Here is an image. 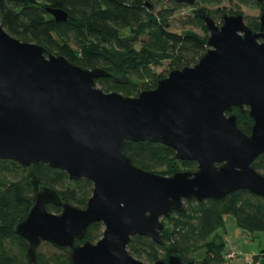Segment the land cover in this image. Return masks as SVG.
<instances>
[{
    "label": "water",
    "instance_id": "obj_1",
    "mask_svg": "<svg viewBox=\"0 0 264 264\" xmlns=\"http://www.w3.org/2000/svg\"><path fill=\"white\" fill-rule=\"evenodd\" d=\"M47 10L56 22L69 19L63 8ZM202 19L209 47L200 60L136 96L104 91L97 79L115 77L106 68L47 54L0 23V159L48 164L71 181L93 183L85 208L52 187L40 188L15 227L28 242L30 264H38L43 242L66 251L69 264H197L179 254L145 262L128 245L135 235L162 244V219L183 211L187 199H220L237 190L264 197V174L254 166L264 153V8L257 31L241 12L225 14L222 24L208 14ZM234 107L249 109L250 134L236 114H227ZM146 140L171 147L178 160L198 168L163 175L137 166L125 144ZM95 222L104 225L102 237L78 242Z\"/></svg>",
    "mask_w": 264,
    "mask_h": 264
},
{
    "label": "trees",
    "instance_id": "obj_2",
    "mask_svg": "<svg viewBox=\"0 0 264 264\" xmlns=\"http://www.w3.org/2000/svg\"><path fill=\"white\" fill-rule=\"evenodd\" d=\"M222 1L196 0L188 6L172 0L155 11L153 3L145 0H1L0 23L20 40L42 45L47 54H63L83 68H106L115 77L97 79L104 91L136 96L156 87L159 79L166 76L157 73L155 67L167 61L169 73L200 60L209 47L202 14L223 22L225 9H212ZM239 2L264 7L258 0ZM48 7L68 11V21L56 22ZM185 7H193L192 14L182 21L181 32L171 31L172 17ZM246 20L250 28L259 30V17ZM187 25L203 29V34ZM227 114H236L238 126L251 133L254 121L247 107H234ZM124 151L137 166L163 175L198 168L196 162L178 160L171 147L157 142L127 141ZM254 166L264 174V153ZM42 186L56 189L64 201L80 208L87 206L93 192L91 180L71 181L65 171L48 164L23 166L0 159V264H30L28 242L16 233L15 227L25 218ZM47 208L62 211L54 204H47ZM227 214L234 215L238 226L248 234L264 231V197L237 190L220 199L185 200L183 211H174L162 219V244L135 235L128 250L150 263L179 254L184 261L193 259L197 264H228L227 244L218 231ZM103 231V223L95 222L78 242H97ZM37 261L69 264L66 251L58 248L50 254L37 251ZM252 264H264V248L253 255Z\"/></svg>",
    "mask_w": 264,
    "mask_h": 264
},
{
    "label": "rangeland",
    "instance_id": "obj_3",
    "mask_svg": "<svg viewBox=\"0 0 264 264\" xmlns=\"http://www.w3.org/2000/svg\"><path fill=\"white\" fill-rule=\"evenodd\" d=\"M153 3L154 10L158 11L163 6L170 5L172 0H145ZM218 7L225 9L224 14H234L241 12L245 17H259L262 9L260 7H248L240 3L239 0H223L218 6H213L212 9L216 10ZM193 7H185L179 12L175 13L172 17L173 27L171 31L181 32L183 26L182 21L186 16L192 14ZM218 16V15H217ZM217 23L222 24L220 18H217ZM187 28H193L197 32L203 34V29L187 25ZM168 63L164 62L162 65L155 67L157 73H165L168 75ZM100 87V85L97 83ZM218 231L223 236L226 242V251L229 253L231 250H235L237 255L234 257H226L228 264H252L253 255L258 254L264 248V231H256L255 233L248 234L244 232L236 221V218L232 214L225 215L224 225L221 226ZM47 242H43L38 251L46 254H50L54 248L52 244L48 245ZM57 249V248H56ZM200 256V255H198ZM138 258V257H137ZM140 259V258H138ZM140 260L148 262L146 259Z\"/></svg>",
    "mask_w": 264,
    "mask_h": 264
},
{
    "label": "built area",
    "instance_id": "obj_4",
    "mask_svg": "<svg viewBox=\"0 0 264 264\" xmlns=\"http://www.w3.org/2000/svg\"><path fill=\"white\" fill-rule=\"evenodd\" d=\"M237 255V252L235 250L229 251V253L226 254V257H234Z\"/></svg>",
    "mask_w": 264,
    "mask_h": 264
},
{
    "label": "flooded vegetation",
    "instance_id": "obj_5",
    "mask_svg": "<svg viewBox=\"0 0 264 264\" xmlns=\"http://www.w3.org/2000/svg\"><path fill=\"white\" fill-rule=\"evenodd\" d=\"M263 3H264V2H263ZM188 6H189V5H188ZM191 6H193V5H191ZM263 8H264V7H263ZM263 8H262V9H263ZM244 17H245V16H244ZM245 20H246V17H245ZM246 23H247V20H246ZM249 27H250V26H249Z\"/></svg>",
    "mask_w": 264,
    "mask_h": 264
}]
</instances>
